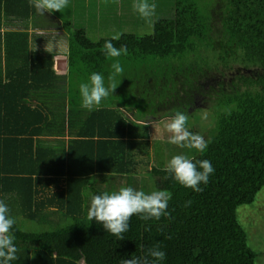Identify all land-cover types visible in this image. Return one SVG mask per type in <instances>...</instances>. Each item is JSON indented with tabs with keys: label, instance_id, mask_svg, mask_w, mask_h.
I'll return each mask as SVG.
<instances>
[{
	"label": "trees",
	"instance_id": "16d2710c",
	"mask_svg": "<svg viewBox=\"0 0 264 264\" xmlns=\"http://www.w3.org/2000/svg\"><path fill=\"white\" fill-rule=\"evenodd\" d=\"M169 1L152 33L112 36L126 52L106 57L102 45L112 37L92 40L84 27L72 28L85 15L73 20L71 3L45 20L29 0H0V199L17 221L12 264H120L157 243L167 254L162 264H258L238 210L264 190V0ZM55 19L69 34L68 75L57 73L55 53L30 41L28 25ZM18 20L27 26L8 28ZM115 61L132 74L99 108H81L79 83L93 71L108 74ZM204 107L215 125L194 157L215 172L203 191L165 179L158 162L141 175L140 141L150 144L144 124ZM148 178L172 193L170 215H133L123 240L88 220L86 193L151 192Z\"/></svg>",
	"mask_w": 264,
	"mask_h": 264
},
{
	"label": "clouds",
	"instance_id": "9594fccd",
	"mask_svg": "<svg viewBox=\"0 0 264 264\" xmlns=\"http://www.w3.org/2000/svg\"><path fill=\"white\" fill-rule=\"evenodd\" d=\"M70 0H29L37 14L43 15L66 9ZM156 5L148 0H135L133 9L151 23V17L155 13ZM112 37L104 40L102 49L106 57H119L126 52L124 46L116 48ZM113 72L105 76L102 72L93 71L86 81L78 85L81 98V108L91 112L99 108L104 100L113 95L117 86L116 77L123 73V67L119 61L111 64ZM188 114L184 111L173 109L165 113L159 123H163L167 132L171 133L168 142L181 148L196 149L203 152L208 142L199 134L189 131L186 127ZM163 171L170 175L185 188H191L194 192H202L201 185L209 183L210 176L215 168L208 159H196L187 154L173 155L165 164ZM88 198L87 218L102 223L103 228L117 238L124 239V233L130 230V220L133 215H138L141 220H159L162 216H168V204L172 193L165 189L145 192L132 186H121L118 190L102 193H86ZM188 204L191 201L187 202ZM17 221L12 215L9 204L0 199V264H12L18 259V246L16 243L15 228ZM143 247V246H141ZM166 252L160 244L148 248L142 255L132 254L130 259L121 258L120 264H162L166 260Z\"/></svg>",
	"mask_w": 264,
	"mask_h": 264
},
{
	"label": "rangeland",
	"instance_id": "374dc122",
	"mask_svg": "<svg viewBox=\"0 0 264 264\" xmlns=\"http://www.w3.org/2000/svg\"><path fill=\"white\" fill-rule=\"evenodd\" d=\"M135 0H70L71 5L68 9L73 8L75 21L79 19L78 12L81 11L80 15H85L84 21L75 22L72 28L84 27L87 31L88 36L92 40H99L102 37H112L119 36L122 33L134 32L136 34L145 35L152 33L154 30L153 17L160 16V10L170 9L169 0H148V2L154 3L156 5L155 13L151 17V23H149L145 18L141 17L138 12L133 9V3ZM167 2V3H165ZM81 5V6H80ZM79 6V7H78ZM49 16V15H48ZM46 20L47 16L44 15ZM44 19L40 20L41 22ZM27 26L26 21H14L8 28L13 29H23ZM40 31H45L47 34H39V37L32 38L30 41L32 45L36 46L39 50L42 47V51L54 52L62 54L67 50V40L68 33H59L61 28L47 27L43 26ZM125 63L123 64V66ZM111 67V64H109ZM123 69L124 73L116 77L117 83L120 86L123 83V79L127 74H132V70ZM113 72V69H108ZM125 71L127 72L125 74ZM106 74L105 76H107ZM123 77V79H121ZM128 79V78H127ZM130 84V83H128ZM117 86V87H118ZM114 94V93H113ZM111 98V96L109 97ZM108 98V99H109ZM109 102V101H108ZM188 114V122L186 127L197 131L199 135L207 139L210 130L215 125V114L214 111L209 108H197L193 111L186 112ZM163 117L159 120L155 119L150 122L145 123L149 131V141L150 144L146 145L145 141H140L141 147H145L143 150H139L138 158L142 161L141 165L138 167L141 175H148L152 164L157 162L161 166H165L166 162L176 154H187L189 156H196L200 151L196 149L181 148L177 145L170 144L168 139L171 133L167 132L163 123H159ZM49 140V138L47 137ZM52 139V138H51ZM207 141V140H206ZM145 144V145H144ZM158 153V154H157ZM157 155L159 156L157 158ZM158 159V161H157ZM161 160V161H159ZM157 163V164H158ZM140 178L141 185L142 178ZM146 185L149 187L150 191L158 190L153 179H146ZM107 190L111 188H118L115 184L110 187L105 184ZM238 217L241 224L245 227L249 233V244L256 249L258 253V264H264V190L259 194L256 202L251 205L242 206L238 210ZM21 224L24 225L23 228L26 230H40L41 226L25 221Z\"/></svg>",
	"mask_w": 264,
	"mask_h": 264
},
{
	"label": "crops",
	"instance_id": "0c3cea01",
	"mask_svg": "<svg viewBox=\"0 0 264 264\" xmlns=\"http://www.w3.org/2000/svg\"><path fill=\"white\" fill-rule=\"evenodd\" d=\"M46 12V14H45V16H47V18H51L52 16H53V14L52 13H48L47 11H45ZM49 15V16H48ZM58 19V18H57ZM56 20V19H55ZM59 20V19H58ZM60 21V20H59ZM56 22L58 23V21L56 20ZM61 22V21H60ZM54 27V28H61L62 30L59 32L60 34L61 33H64V34H67V32L64 30V28H62L61 26H60V24L58 23V25H52V24H49L48 25V27ZM28 28L30 29V32H34V33H36V34H32V35H30V37H32V38H36V37H39L40 35L39 34H41L42 33V35L43 34H47V32H45V31H40V30H38V29H33V25L32 24H30V25H28ZM11 29V28H10ZM39 29H41V28H39ZM68 35V40H67V45H68V48H67V50L66 51H64L62 54H58V53H55L56 54V57H55V59L57 60L58 58H64V59H66L67 60V66H66V68L65 69H57V67H56V70H57V73L58 74H61V75H68V71H69V57H68V53H69V34H67ZM32 45V44H31ZM32 48L34 49V50H37L36 49V46L35 45H32ZM41 49H42V47H41ZM54 53V52H53ZM34 95H36L35 93H33V95H32V97H34ZM78 99H81L80 97L78 98ZM124 108H122L121 110H123ZM67 110H68V107H67ZM125 110V109H124ZM127 115H128V118L129 119H131V118H133L134 117V114H133V112L132 111H128L127 110ZM46 138V137H45Z\"/></svg>",
	"mask_w": 264,
	"mask_h": 264
},
{
	"label": "water",
	"instance_id": "95a60500",
	"mask_svg": "<svg viewBox=\"0 0 264 264\" xmlns=\"http://www.w3.org/2000/svg\"><path fill=\"white\" fill-rule=\"evenodd\" d=\"M66 66H67V60L66 59H64V58H58L56 60V67H57L58 70L59 69H65Z\"/></svg>",
	"mask_w": 264,
	"mask_h": 264
}]
</instances>
